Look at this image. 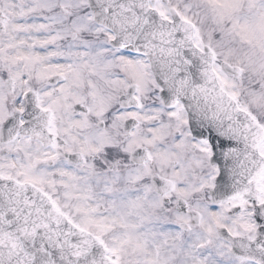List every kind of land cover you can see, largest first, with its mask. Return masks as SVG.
Wrapping results in <instances>:
<instances>
[{"label": "snow or ice", "instance_id": "6c2138e0", "mask_svg": "<svg viewBox=\"0 0 264 264\" xmlns=\"http://www.w3.org/2000/svg\"><path fill=\"white\" fill-rule=\"evenodd\" d=\"M0 264H264V0H0Z\"/></svg>", "mask_w": 264, "mask_h": 264}]
</instances>
